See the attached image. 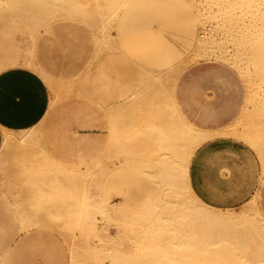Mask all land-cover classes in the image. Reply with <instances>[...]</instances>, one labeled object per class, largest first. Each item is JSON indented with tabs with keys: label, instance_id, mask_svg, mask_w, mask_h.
I'll return each instance as SVG.
<instances>
[{
	"label": "bare ground",
	"instance_id": "1",
	"mask_svg": "<svg viewBox=\"0 0 264 264\" xmlns=\"http://www.w3.org/2000/svg\"><path fill=\"white\" fill-rule=\"evenodd\" d=\"M193 11L201 34L191 44L190 27L183 33L187 38L179 36L180 44L165 36L150 39L149 33L164 30L157 22L146 23L141 36L123 28L139 17L156 21L161 15L174 29L177 19L188 21ZM0 12L10 31L24 39L14 44L9 62L40 74L52 94L51 108L84 99L98 104L110 122L108 150L81 165L56 159L43 143L41 125L18 134L4 130L0 199L19 207L24 187L43 184L53 188L47 202L67 197L73 204L65 236L72 264H264V217L256 197L240 210L218 209L201 201L189 183L194 153L220 135L249 145L264 173V0H0ZM70 21L94 32L98 49L84 69L72 66L56 73L45 60L53 45L41 39L55 25ZM112 50L128 54L139 73L138 89L119 104L97 98L88 83L92 63ZM176 52L180 55L174 60ZM202 59L232 67L245 86L242 113L218 132L188 124L174 104L179 76ZM119 117L125 122L119 123ZM115 160L145 182L135 209L118 208L105 195L102 176ZM33 204L41 207L32 199ZM37 217L35 209L20 220L35 226ZM0 264H8L6 255Z\"/></svg>",
	"mask_w": 264,
	"mask_h": 264
},
{
	"label": "crops",
	"instance_id": "2",
	"mask_svg": "<svg viewBox=\"0 0 264 264\" xmlns=\"http://www.w3.org/2000/svg\"><path fill=\"white\" fill-rule=\"evenodd\" d=\"M180 25V33L189 28L188 24ZM145 26V18L139 17L130 26L124 24L123 28L135 31V35L141 36V30ZM7 32H11L10 28ZM56 34L57 25L41 39L43 43L53 45L47 48V53L57 50L67 54V70L72 66L79 70L84 69L87 60L98 49L97 45L92 41V48H89L78 45L71 39L62 42ZM14 44L8 48L13 55ZM177 53L173 56L174 60L179 58L180 54ZM79 60L84 61L83 68L79 66ZM206 69L205 64H194L186 72L184 70L176 82L174 104L178 114L188 124L199 130L218 132L238 119L246 102V91L241 79L243 95L239 101L236 99L231 102L220 86L224 81H211L210 73ZM88 83L97 98L109 104H119L129 99L138 89L139 73L128 54L112 50L92 63L88 72ZM231 84H235V81ZM51 99L50 88L38 72L24 66L0 71V154L3 150L4 130L21 132L38 125H41L44 145L61 162L72 165L87 164L98 158L106 148L108 150L110 133L108 135L107 115L98 104L84 99H72L74 106H68V113H64L60 111L61 107L71 100L60 102L51 108ZM63 115L64 119L72 121L61 120ZM117 121L124 123L125 118L119 117ZM75 150L77 151L74 152ZM109 163L107 160V164ZM122 171H129V168ZM101 176L102 173L99 172L96 178ZM139 177L142 178L141 175ZM189 183L201 201L218 209L238 210L256 197V201L261 204L259 207L257 203L258 208L264 217V173L258 156L244 141L220 135L203 143L191 159ZM105 195L112 205L128 208L112 203L108 193ZM16 246L22 249L18 264L69 262L68 246L64 238L50 228L38 227L22 231L12 242V249ZM4 255L10 264L9 251H5Z\"/></svg>",
	"mask_w": 264,
	"mask_h": 264
},
{
	"label": "rangeland",
	"instance_id": "3",
	"mask_svg": "<svg viewBox=\"0 0 264 264\" xmlns=\"http://www.w3.org/2000/svg\"><path fill=\"white\" fill-rule=\"evenodd\" d=\"M160 10L163 11L161 7ZM2 15L3 14L0 12V71L10 67L21 66L11 65L8 57L13 54L9 52L8 48L12 43H19L21 45L24 44V39H22V36L20 34H18L17 32H7V29L11 27V24L6 16ZM193 17L194 11L192 12V16L191 18L189 17L190 19L188 21L183 20L178 21L180 22L178 23L177 19L176 23L173 24L175 28L171 29V25L169 24V22L164 20L161 15L155 16L156 21H154L153 19H149L146 21V23H148V25L151 27L157 22L163 26L164 30L161 33H149L148 37L151 39V37L153 36L157 41H160L164 38L163 36H165L169 40L179 42L180 44L181 41L179 39V36L187 38L183 34L186 31L180 33V24L185 23L189 25L192 33V35L189 36V40H187L189 44H191L197 38H199L201 34V25L196 22ZM46 33L47 32H44V34ZM56 35L57 38L62 42H64L65 39H71L72 41L78 43V45H84L89 48H92L93 45L92 40L94 39V32H91L86 26L80 23H75L73 21L59 23V25H57ZM66 55L67 54L61 51L53 50L52 52L45 55V60L47 61V65L53 71H55L56 73H60L65 71L69 65V60L67 59ZM78 64L83 68L85 63L83 60H79ZM194 64H205V67L207 68L206 70H208L210 73L211 81H224V84L221 83L220 86L222 88V91L224 92V95L226 97H230L231 102L236 101V99L237 101L241 99L243 95L242 81L239 74L232 67L215 60L202 59L196 63H191L190 65H188L185 72ZM232 81H235V84H231ZM74 104V100L68 101L64 103V106L61 107L62 109L60 111L68 113L67 107L74 106ZM60 111L59 113H61ZM64 118L65 116L63 115L61 117V120L72 121ZM106 118L109 135L110 122L107 116ZM87 123L90 122L88 121ZM13 133L18 134L19 132ZM69 148L70 147H68L67 150L68 154L70 153ZM76 151L77 150H75L74 152ZM118 163H120V165ZM110 165L111 166L109 170H107L102 176V187L104 188V192L108 193V195L112 198V203L128 207L130 208V210L135 209V204H138L145 194V184L143 182V179L139 177L140 175L136 171H131L130 169L129 171H122L125 168L119 160H115V164ZM39 188L34 187L30 189L27 186L24 187L21 194L19 195L21 205L16 208H13L10 203L0 199V257L4 255L5 251L8 250V258L10 264H18L20 261V257L22 256V249L19 246H16V248L12 249V242L14 241L16 236L22 233V231L38 227L50 228L55 230L65 240V236L67 233L66 225L73 215V204L70 203L67 197H63L62 199L53 197L50 202H47V198L53 193L52 186L49 184H43ZM32 199L39 201L41 203V207L34 204L29 206V202L32 201ZM257 203L259 207H261V204L258 202V200ZM35 209L38 210V217L36 218L35 226H27L26 224L21 222L20 219H22V216L24 214H30ZM126 246L127 250H131L132 245L130 243H127ZM68 255L69 252L67 250V256ZM69 258L70 256H68V259ZM88 263L92 264L93 262H77L73 264ZM68 264H72L71 260H69Z\"/></svg>",
	"mask_w": 264,
	"mask_h": 264
}]
</instances>
